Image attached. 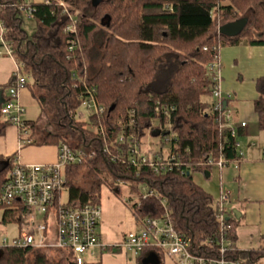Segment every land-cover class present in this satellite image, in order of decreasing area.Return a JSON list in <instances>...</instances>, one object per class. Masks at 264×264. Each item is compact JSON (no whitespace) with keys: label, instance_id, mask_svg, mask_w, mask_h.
<instances>
[{"label":"trees","instance_id":"1","mask_svg":"<svg viewBox=\"0 0 264 264\" xmlns=\"http://www.w3.org/2000/svg\"><path fill=\"white\" fill-rule=\"evenodd\" d=\"M21 0H0V18L13 42L15 58L27 78V87L40 106L37 120L28 121L31 137L38 136L45 118L49 129L42 133L43 144L64 142L73 149L95 152L92 158L66 169L68 206L101 204L107 186L122 195V181L131 183L130 195L141 185L155 189L168 201L177 231L192 238L196 250L216 257L218 246L210 245L219 223L214 197L197 184L193 174L203 171L210 159L224 156L238 159L236 139L219 129V113L212 112L214 82L207 65L220 48L245 43L264 45V0H52L34 2L36 29L29 34L24 16L16 4ZM251 20L237 36L219 33L217 26ZM75 22V31L67 27ZM77 47L69 49V41ZM206 48V49H205ZM96 61L97 64H94ZM7 85L0 86L5 88ZM83 82L95 89L102 114L83 112L78 96ZM258 97L254 109L258 126L264 130V76L256 79ZM131 120L133 122L131 123ZM9 120L0 119V136ZM91 125L94 130L88 128ZM135 135L140 149L146 137L174 136L171 149L179 156L180 169L157 174L147 166L129 160V141L120 135ZM148 138V137H147ZM163 156L162 147L154 151ZM0 158V180L8 166ZM4 162V164H2ZM128 196V194H127ZM126 202L136 224L163 213L160 202L146 200L140 207ZM13 212L4 211L3 222H22ZM233 212L227 217L228 235L236 247L241 224ZM150 253L163 260L158 249H145L138 264ZM264 250H238L231 260L257 264ZM67 250L34 247L0 249V264H72Z\"/></svg>","mask_w":264,"mask_h":264},{"label":"built area","instance_id":"2","mask_svg":"<svg viewBox=\"0 0 264 264\" xmlns=\"http://www.w3.org/2000/svg\"><path fill=\"white\" fill-rule=\"evenodd\" d=\"M50 4L52 0H44ZM16 6L22 12L24 18H34L36 7L33 0H21ZM1 14V5H0ZM75 22L67 27V31H75ZM7 28L0 18V55L15 58L13 42L6 39ZM77 47L75 40L69 41L70 51ZM206 49V48H205ZM209 76L214 82L212 112L219 113V129L227 131L236 139V148L239 163L244 152L240 149L237 140L238 129L247 126L241 122L238 126L233 120V113L228 109L227 103L231 99L230 93H225L222 88L221 60L217 53L216 59L207 65ZM27 78L22 73V67L13 76V81L5 88H0L3 102L0 104V115L17 127L21 144L27 145L34 142L31 137L32 130L25 118L26 108L19 101V91L26 87ZM78 99L81 108L89 114H102L104 108L96 100L95 89L83 82ZM133 120H131V123ZM151 136L149 135L147 140ZM174 136L165 137L163 141L170 145L167 156L155 155L149 148L146 152L140 149L138 138L133 134L126 138L120 135V141H129L128 160L134 166H147L155 173H165L181 168L179 156L171 149ZM95 152L87 153L83 149H73L67 143L58 145V158L53 164L26 165L17 155L7 158L8 169L0 180V209L13 212L15 217H24L21 222H3L6 226L16 225V234L10 238L0 230V249L34 247L37 249L67 250L71 252L73 264H85L88 255H94L97 248L104 249L99 236V225L102 221L103 211L101 204H87L68 206L63 201L64 191H68L66 169L72 165L81 164L88 158H92ZM264 154V148H263ZM232 161L224 156L218 160L210 159L206 166L216 165L223 170ZM222 179V177H220ZM123 187H131L128 181H122ZM103 190H110L107 186ZM102 190V191H103ZM154 199L160 202L163 213L157 218H146L140 228L128 231L122 241L116 244L114 249H122L135 255L149 249H158L166 258L174 259L177 264H243L240 261L231 260L229 254L234 252L235 246L228 235L227 217L231 212L232 192L225 189L220 183L219 198L216 201L219 223L218 234L209 239L208 244L218 246L216 257L200 254L193 243L192 238L176 230L171 218L168 201L155 189L148 185H141L138 194H128L130 203H137L140 207L146 200Z\"/></svg>","mask_w":264,"mask_h":264},{"label":"crops","instance_id":"3","mask_svg":"<svg viewBox=\"0 0 264 264\" xmlns=\"http://www.w3.org/2000/svg\"><path fill=\"white\" fill-rule=\"evenodd\" d=\"M219 56L222 88L225 93L232 95L227 107L233 113V120L238 126L241 122L247 123L246 127L238 129L237 135L244 157L239 163L232 162L225 167L228 170L231 165L234 166L232 179L236 188L235 194L231 191L232 202L236 200L234 210L241 213L242 219L236 231V247L245 251L264 250V130L258 126L254 109V102L258 97L256 79L264 76V45H227L220 48ZM18 69L16 58L0 55V86L7 85ZM19 101L26 111L39 105L27 86L20 89ZM2 102L0 95V104ZM26 120L33 121L28 117ZM41 136L42 133L33 137V143L22 145L17 127L9 125L5 134L0 136V158L7 159L17 155L26 165L55 163L58 158V146L43 144ZM210 175L208 173L206 178L209 179ZM101 206L103 217L99 225V236L105 248L95 249L94 255L87 256L85 264H138V255L132 253L130 256L129 252L113 247L122 241L128 231L140 228V224H136L130 213L133 221L128 225L129 209L119 196L110 190L102 191ZM234 210L232 208V211ZM161 264L177 263L174 259L163 257ZM257 264H264V256Z\"/></svg>","mask_w":264,"mask_h":264},{"label":"rangeland","instance_id":"4","mask_svg":"<svg viewBox=\"0 0 264 264\" xmlns=\"http://www.w3.org/2000/svg\"><path fill=\"white\" fill-rule=\"evenodd\" d=\"M34 2H43L44 0H33ZM251 23V20L248 19L247 21V25L249 26ZM222 25V22L219 23V26H217V30H219V27ZM37 26V22L35 20V18H25L24 19V29L29 33L32 34L34 32V30L36 29ZM94 64H97L96 61L94 62ZM83 112V117L81 118L82 121H85L88 119L89 117V113L87 111H85L83 108L80 109ZM40 106L37 104L34 107L28 108L25 114V117L31 119V120H37L40 116ZM1 117V115H0ZM3 118V117H2ZM39 127H40V132L42 130V132H45L44 130L49 129V126H47L46 124V120L45 118H42L39 122ZM88 128L91 130H94V128L91 125H88ZM39 132V134H40ZM151 136V135H150ZM148 137V136H147ZM147 137L145 139L146 144L144 146L143 151L146 152L149 148H151L153 151H158L161 147L163 150V154L165 156L168 155V153L170 152V145L169 144H163L162 146L160 145V139L155 137V136H151L148 140ZM263 148H264V144H263ZM207 168H204L203 171H197L193 174V179L194 181L199 184L200 186H202L205 190H207L213 197L214 199L217 201L219 198V193H220V183H223V186L225 189H228L230 191L233 192V194H235V188L236 185L235 183H233V174H234V166L231 165V167L227 170V168H225V170H220L218 169V167L216 165L211 166L210 168H208L209 166H206ZM211 169V170H210ZM231 171V174H229V172ZM210 173V178H206L207 174ZM222 177V179L220 178ZM103 192H105V190H103ZM127 194L128 193V187H123V191H122V195L119 196V199L121 201H123L128 210V215H127V223L128 225H131L133 218L132 216H130V208L127 205L126 202V198H127ZM136 196V195H135ZM234 198V196H233ZM63 201H68V191H64L63 193V197H62ZM131 204V203H130ZM233 210L236 209V200H233L232 205H231V212ZM230 212V213H231ZM4 211L2 209H0V230L4 231L6 233V235L10 238L12 235L16 234V225H8L6 226L3 221H2V216H3ZM229 213V215H230ZM234 214V213H233ZM235 216V215H234ZM237 247H235L236 249ZM239 250V249H238ZM130 256H132L133 254L130 253ZM73 264V263H72Z\"/></svg>","mask_w":264,"mask_h":264},{"label":"water","instance_id":"5","mask_svg":"<svg viewBox=\"0 0 264 264\" xmlns=\"http://www.w3.org/2000/svg\"><path fill=\"white\" fill-rule=\"evenodd\" d=\"M101 0H93V3L97 5ZM247 18H241L237 21L225 23L219 27V33L234 37L237 36L247 25ZM235 217L239 219L241 217V213L238 210L233 211ZM160 259L156 253H151L144 260L143 264H159Z\"/></svg>","mask_w":264,"mask_h":264}]
</instances>
